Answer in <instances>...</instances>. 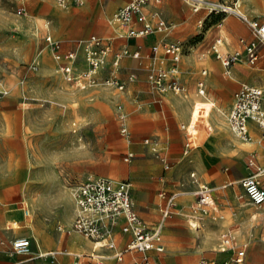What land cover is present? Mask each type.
<instances>
[{
  "label": "rangeland",
  "instance_id": "1",
  "mask_svg": "<svg viewBox=\"0 0 264 264\" xmlns=\"http://www.w3.org/2000/svg\"><path fill=\"white\" fill-rule=\"evenodd\" d=\"M22 2L23 0H0V83L11 81L10 79L15 75L23 76L28 71L39 72L41 70V66L38 68V61L35 62L34 60L37 58V53H39L40 48L42 49L46 32L36 33V39L41 41L39 48L33 49L29 44L27 46V40L25 42V38H27L26 29L21 28L24 26V22L28 24V21L33 19L34 13L32 5L34 4V0L26 1L27 12L25 15L19 16L17 12L23 6ZM256 3L259 4L258 2ZM241 4L242 11L248 16H251L245 9L246 6L243 0H241ZM34 8L37 11V3L34 5ZM226 16L228 15H209L207 12V18H205L202 26L203 31L206 32L212 25H218L223 17ZM42 23L44 25L47 21H43ZM202 36L203 33L196 36L190 42L196 43ZM220 37L229 44L226 37ZM179 43L188 45L189 42ZM159 48L165 54L164 47L159 46ZM130 53H132V50H130ZM187 53L186 48L184 55ZM148 54H150L151 58L154 56L152 47L144 50L142 52L143 56L140 59L133 58L131 55H127L126 58L135 61L137 67L144 68L146 74L149 76L152 71L151 64H149V60L144 59L148 58ZM157 64L160 65H156L157 67L162 68V66H165V63ZM122 66L121 77L127 84L123 91L115 87L103 85L81 89L75 84L70 86L71 84L67 81L66 84L73 91L71 92L73 96L69 98L67 95H63L61 100H57L54 97H44L42 95H28L21 89L22 87L12 93L6 91L8 90L7 87H2L0 90V174L1 171L4 172L1 168V160L4 158L8 159L13 153L19 155L21 152V140H23L26 148L27 144L29 145L28 151L34 155L33 160L35 163V170H31L23 161H21V164L19 163L20 160L14 161L15 164L11 169V176L15 182V188L11 193L0 177V186L2 188L0 200L6 203L5 207H0V264H38L42 259H54L55 256L69 254L70 252L74 253L72 255L74 258H77L74 259V263L77 260V262H81L80 264H91L92 262L95 264H126L123 261V263L117 261L115 257L116 252L123 251L131 240L129 234L127 241L123 242L121 240V233H125L123 230V222L118 223L113 230L106 228V232L103 233L104 238L111 236L115 241L116 250L101 247L97 242H91V240L86 239L82 235L78 236L86 240L91 246V249L87 252L74 251L62 246L58 250V253L41 256L35 244V249L31 248L30 254L26 256L17 254L12 248L11 240L18 236V233L28 235L25 229L26 227L24 228L20 225L16 226V228H19L17 231L6 230L7 224H11V222H15L22 217V210L18 208L19 205L16 202L24 199L23 202L31 210L33 222L29 224L27 222L29 229L32 227L35 230L42 228L47 234L50 232L58 238L60 237L58 226L66 227L67 225L62 220L63 215L71 217V221L69 222L71 223L76 214L77 208L73 193L77 186L81 181L96 176H104L116 180H128L132 184V190L137 185L138 191L148 190L150 201L162 202L160 206L162 215H160L158 221L152 224L147 223L149 226H153L158 222H163L164 224L162 232V241L165 247L164 252H149L155 264H161V262L164 264H198V261L202 257L215 260L218 264H234L232 261L234 249H229L226 252L220 251L223 234L220 237L219 246L216 250L204 249L199 251L194 248V245H200L206 232L205 221H213L209 216L201 214L196 209V201L193 195L196 189L195 180L206 181L215 185L225 184L224 182L216 181L215 178L221 171L225 172V169L229 165L224 162L219 163L203 175L195 169L173 173L174 168H171L178 163L182 165L192 152L202 147L206 137L205 132L206 130L208 131L207 127H212L213 125L212 116L217 115L220 118L227 119L234 101L228 107L225 101V93L220 94V91L210 90L208 88L205 96H203L199 94L197 89L198 95L195 97V100H192V103L190 102V109L191 107L192 109L189 119L187 122L181 123L175 130L178 136L175 137L172 131H169L171 134L170 150L164 149L160 143L161 154L167 157L170 168L166 169V164L153 153L152 145H144L148 147L144 150L151 157L149 159H152V162L145 163L138 160V155L134 147L142 146L135 140V134L143 131L142 138L150 137L152 141L159 142L166 140V133H163V129L166 125L170 124V121L164 118V122L153 124L155 130L153 133H155V136L151 137L146 135L152 132L149 131V124H143L137 121L134 118V113L136 112L133 108L129 105L124 106V103H122L124 101L123 97L129 99V92L132 90L133 93V89L129 83L137 80V76L134 74L135 72L128 73L126 72L127 68L124 63ZM248 66L251 65L248 64ZM57 69H59L58 66ZM130 76L134 79L130 80ZM147 78L150 82L151 79L149 77ZM21 81V79L18 80V83ZM187 93L186 91L183 94L176 95L181 98H186L188 96ZM146 99L148 103L151 102L149 98ZM211 101L215 106L211 107L210 118L203 121L199 116H202V113L200 114L198 109L194 110L193 104L197 103L198 108L200 106H209ZM218 109L223 110L226 113V117L219 113ZM121 114H125V123L132 129L130 137H125L121 134ZM73 123L77 125L74 126ZM194 125L198 129L197 142L195 147L191 148L189 152H186L188 137L187 130L184 127L190 129ZM1 129L13 130L14 134L10 136L3 133ZM68 129L71 131L77 130V133L69 135L67 133ZM175 140L177 142H174ZM241 142L244 144H254L255 151L251 150L245 158V167L250 172L249 174L259 173V170L255 166L250 165V161L253 156L254 160H256L257 149L260 151L264 150V145L261 143L260 137L254 136L252 141ZM178 147V152L182 155L178 159H173L172 152ZM130 151L135 152V157L130 162H126L124 157ZM182 156H184V159L181 158ZM262 166L264 167V163H262ZM147 167L152 168L153 171L147 172L144 170ZM25 172H28L33 180H30V182L24 180ZM192 172H196L195 178L191 177ZM262 174L264 175V169ZM258 178L264 179L262 176ZM9 179L7 177V180ZM23 182V185L26 184V187H23ZM16 184L18 185L16 186ZM236 185L237 193H241V189L243 190L241 188L242 186L239 185V182ZM30 186L32 188L30 189V193H28L27 188ZM34 187H39L40 193ZM237 200L243 207L251 205L248 198ZM134 202L136 201L134 200ZM168 202H174L175 204L169 208L170 214L168 218L164 219V210H166ZM179 202H192L189 206L190 211H176L174 207ZM219 202V205L221 202H227L229 206L233 205L228 198L225 201L221 199ZM259 210V208L252 206L251 214H256ZM181 215L186 216L185 218L188 220L177 221V216ZM193 217H201V224H198V221L193 219ZM190 222H194L199 228L196 229ZM255 222L260 224L259 214H256ZM110 225L112 226V222H110ZM246 233L247 231L245 230L243 237L238 242L250 241ZM94 246L99 247L96 249V252L95 249L93 250ZM129 254L127 253L125 255L127 259H130ZM263 257L260 254H248L243 264H260V260ZM249 261L251 263H248Z\"/></svg>",
  "mask_w": 264,
  "mask_h": 264
},
{
  "label": "crops",
  "instance_id": "2",
  "mask_svg": "<svg viewBox=\"0 0 264 264\" xmlns=\"http://www.w3.org/2000/svg\"><path fill=\"white\" fill-rule=\"evenodd\" d=\"M26 1L27 0H23L22 4L27 9ZM130 1L131 0H84L81 5L70 1L66 8H62L58 5L57 0H34V4L32 5L34 13V16L32 17L33 19L29 20L28 24L27 22H24V26L21 28L26 29L25 32L27 34V38H25V42L27 40V46L29 44V46L33 49H37L39 48L41 41L36 39V35L38 32H46L45 37L48 34L53 35L56 40H60L62 42L63 51H67L75 46V43L78 40L97 35L113 40L114 52H119L122 49L127 48L132 50V52H140L141 58L143 56L142 52L144 50H148L150 47L153 49L154 46L164 47L167 43L189 42L188 45H186L188 53L183 55V59H181L179 63L178 75V79L184 87L185 92H188V96L186 98L178 97L174 92L161 93L156 90L151 82H149L147 78L149 76L146 74L145 69L137 67L135 64L136 62L129 58L125 57L121 61L120 66L119 77L122 81L121 69L123 67V63L127 68L126 72H135L134 74L137 76V80L129 83L133 89V93L132 90L129 92V99L123 97L124 101L122 103H124V106L129 105L133 108L136 112L134 113V118L137 121L143 124H149V131L152 132L146 135L151 137L155 136V133H153V131H155L153 124L164 122V118L170 121V124L166 125L163 129V133H166V140L160 141L163 148L168 151L171 146V134L169 131L171 130L172 134L177 137L178 134H176L175 130L181 123L187 122L189 119L192 109V107L190 109V102L192 103V100H195V97L198 95L197 89L199 94H201L200 83H204L205 92L204 94H201L203 96H205L208 88L210 90L220 91V94L225 93V101L228 107L232 105L235 94L243 84L259 86L264 90V58L260 59L253 67L248 66V63L245 61H238L232 65L231 73L227 74L222 61L217 58L216 53L213 50V45L217 40H221V44L218 49L223 55H228L236 50L242 49L243 44H241V39L246 41L253 40L249 27L240 18L234 15H228L223 17L218 25L216 24L218 28L216 25H212L206 32H204L201 24L205 22V18H207L206 10L203 9L199 12H194L192 7L185 0H163L160 4H147L144 8V12L148 21L153 25H156L158 22L157 14L160 15L168 24L169 30L167 32L154 33L143 38L134 39L128 38L127 28L123 26L119 27V25L112 22L113 15ZM243 2L246 6L245 9L248 14H250L252 18H256L260 22L264 23V0H243ZM36 3L37 11L34 8ZM43 21H47V23L43 25ZM134 27L141 29L143 28V24L136 22ZM201 33H203V36L199 39V41L196 43L190 42L196 36L201 35ZM220 36L226 37L229 44H227ZM45 37L42 49L40 48L39 53H37V58L34 60L35 62L38 61V68L41 66V70L39 72L28 71L23 76L15 75L12 79H10L11 81L0 83V90L2 87H7L8 90L6 91L12 93L22 87L21 89H23L28 95L54 97L57 100H61L63 95H67L69 98H72L73 94L71 92L73 91L66 84L67 82L64 76L60 73L59 69H57V66L59 67V63L54 59L52 52L45 47ZM147 56L149 59H144L149 60V64H152L150 54ZM157 57L158 59L156 61V65H158L157 63L162 64V61L165 63V66L161 65L162 68H168L172 65L171 59L167 57L161 49ZM111 60L112 58H110V61ZM107 73L108 70H105L104 75H107ZM130 78H132V76H130ZM20 79L22 81L18 83V80ZM70 86L73 85L71 84ZM146 98H149L151 102L148 103ZM210 103H212V101ZM194 104V110L198 109L200 114L205 113L209 116L211 114V107H214L200 106L197 108V103L195 105ZM208 118L210 117L201 119L206 121ZM212 123V127H207L208 131L206 130L205 132L206 137L202 147L199 150L192 152L187 159L188 161L186 160L182 165L178 163L174 167H171L174 168L173 173L195 169L198 173L203 175L206 171L210 170L213 166L219 163L224 162L229 165V167L225 169V172L221 171V173L215 178L216 181L221 183L224 182L225 184L215 185L210 182L198 180L199 183L208 184L216 190V210L212 211L211 215H209V218L213 221H205L206 232L204 233L200 245H196L197 247L194 245V248L199 251L204 249L216 250L218 249L222 234L233 230L237 234L238 242V240L243 237L244 231L246 230V235L250 241L238 242L240 245L248 243L245 259L248 254H260L264 256V204L261 207H258L251 204L249 201L252 206L260 209L256 213L260 215L259 224L255 222L256 214H251L252 206L248 205L243 207L237 200L247 199V196L243 191L244 189H241L242 187L240 188L241 193H237L236 183L239 182V185H241V180L243 178L254 175L253 173L249 174L250 172H248L245 167V158L251 150L255 151L254 144H244L241 142L242 140L239 139L231 130L228 117L225 119L223 117L220 118L217 115H213ZM73 125L76 126L77 124L73 123ZM129 129L132 134L131 127ZM1 131L10 136L14 134L13 130L1 129ZM207 132H209L208 134L210 135H208ZM249 132L252 139L254 136H259L261 143L264 145V130H262L256 122H249ZM67 133L72 135L77 133V130L71 131L68 129ZM142 137L143 131H141V133L138 132L134 136L137 143L142 146L134 147L138 155V160L145 163L152 162V159H149L151 157H149L147 151L144 150L148 147L143 144V141L145 139H150V137ZM252 139L250 141H252ZM176 140L174 142H177ZM20 142L21 152L19 151V155L13 153V155L8 157V159L3 157L4 159L1 160V168L4 172L1 171L0 177L10 193L15 188V182L11 176V169L15 164V160H20V164L22 163L21 161H23L25 165H28L29 169L35 170V163L33 160L34 155L28 151L29 145L27 144L26 148L23 140ZM178 150L179 147L176 148V150H173V159H178L180 158V155H182L178 152ZM130 152L135 154L134 151ZM256 154V160H254V156L251 159L254 162L253 166H255L258 170H263L264 167L262 166V163H264V150L260 151L257 149ZM181 158L184 159V156ZM144 170L147 172L153 171L152 168L148 167ZM6 173L7 175H5ZM192 173L196 174V172ZM7 177L10 179L7 180ZM31 177L32 176L29 175L28 172H25L24 180L30 182V180H33ZM262 177H264V175H262ZM260 180L262 186L264 187V179L260 178ZM23 184L24 182L22 185ZM17 185L18 184H16V186ZM24 186L26 187V184L23 185V187ZM31 188V186L27 188L28 193H30ZM35 189H38V193H40L39 187H36ZM137 189L136 185L134 190H132L133 201H136L134 202L136 211L146 223L152 224L157 222L160 215H162V210L160 209L162 202L150 201V194L148 190L144 189L142 191H138ZM22 194L24 195L23 192ZM193 195L196 201V196L194 193ZM227 198L231 200L230 203L233 204L232 206H229L227 202H221L219 205V201L221 199L225 201ZM23 201L24 199H21L16 202L17 205H19L18 208L22 210V217L15 222H11V224H7L6 230H19V228L10 227L12 224L18 223L21 227H26L25 229L27 230L28 235H21V233H18V236L11 240V244L17 238L28 237L31 239L32 248L35 249L36 244L39 255H41L40 253H42V251L45 252V254L41 256H45L50 252L58 253V250L62 248V246L74 251L87 252L91 249L89 243L86 240L81 239L78 236L79 234L66 235L60 233V237L57 238L56 235L48 232L47 229L45 230L52 236L43 231L42 228H38V230H35V228L29 229L27 227V222L28 224L33 222L32 214L29 207L25 205L30 210L29 218L25 216L23 208L21 207V204H25ZM190 204H192V202H179L175 205L174 209L180 212H189ZM5 205L6 203L0 200V207H5ZM76 214L73 221L75 220ZM177 217V221H186L187 219L184 215ZM193 219H196L198 224H201V217H193ZM62 220L65 224H67L66 227L73 223V221L69 223L71 221V217L67 215H63ZM120 222H123L124 224L125 220L121 218L119 223ZM190 224L192 225L194 222H190ZM195 228L197 229L199 226ZM129 235L128 233L125 234L122 232L121 240L123 242L127 241L129 239ZM97 248L99 247L94 246L93 250L95 249L96 252ZM73 254L74 253L70 252L69 254L55 256L54 259H42L38 264H80L81 262H77V260L74 263V259L76 257L74 258L72 256ZM235 254L236 253L234 252V256ZM129 255L130 259H127V256H125L123 261L126 264H134L136 260L142 257L141 253H131ZM202 258H200V260ZM161 263L164 264L163 262ZM248 263H251V261ZM91 264L95 263L92 262ZM260 264H264V257L260 260Z\"/></svg>",
  "mask_w": 264,
  "mask_h": 264
},
{
  "label": "built area",
  "instance_id": "3",
  "mask_svg": "<svg viewBox=\"0 0 264 264\" xmlns=\"http://www.w3.org/2000/svg\"><path fill=\"white\" fill-rule=\"evenodd\" d=\"M83 4L84 0H57L60 7L66 8L69 2ZM163 0H131L125 6L120 8L112 17V22L127 28L128 38H143L148 35L160 32H167L169 26L160 15L157 14L158 22L151 24L144 12V8L149 3L160 4ZM194 12L206 10L209 15L224 14L234 15L240 18L250 29L253 36L252 41L241 40L244 48L235 52L223 55L218 47L221 40H217L213 45V50L218 59H220L226 68V73H231V67L238 61H245L251 66L264 58V23L256 18L245 14L241 9V0H185ZM27 12L25 6L18 10V15L23 16ZM138 22L143 24V28L137 29L134 24ZM203 26V23L201 24ZM46 48H48L54 59L59 63V71L65 80L70 84H75L81 89L94 87L98 85L115 87L121 91L125 90L126 82L119 77L121 61L131 55L133 58L140 59V52H132L127 48L119 52H114L113 40L93 35L86 39L78 40L71 49L63 51V44L56 40L53 35L48 34L45 37ZM187 46L182 43H167L164 45L165 55L171 59L172 65L168 68H159L156 66L159 46H154L152 51L151 73L149 79L156 90L161 93L174 92L183 94L184 87L181 85L179 75V63L185 54ZM110 58L112 60L110 61ZM164 63V61H162ZM110 65V66H109ZM37 67V66H36ZM108 70L107 75H104ZM133 80V78H130ZM204 83H200V93L204 94ZM122 120L121 134L130 137L131 132L125 123V114L120 115ZM228 121L233 133L242 141L248 142L252 138L249 132V122L254 121L264 130V90L259 86L243 84L235 94L234 103ZM187 130L186 152L197 142L198 129L192 126ZM144 145H152L153 153L157 155L165 164L166 169L170 168L167 157L161 154L160 142L145 139ZM135 157L133 152L126 153L124 159L130 162ZM250 165H254L253 160ZM263 170L259 169V172ZM196 177L195 173L191 174ZM197 189L194 192L196 196V209L203 215L209 216L216 210V190L205 183H199L195 180ZM241 186L245 195L251 204L261 207L264 204V187L256 174L247 176L241 180ZM1 192V186H0ZM77 214L73 223L68 227L58 226V231L62 234H79L93 242L102 241L101 247H108L116 250V243L111 236L104 238L103 233L106 228L113 230L120 219L125 220L123 230L132 236L127 247L116 252L117 261H124L127 253H141L142 257L134 264H155L149 255V252H164L165 247L162 241L163 222H158L149 226L138 214L135 209L132 198V184L128 180H116L104 176L89 177L80 182L73 193ZM174 202H168L164 210V219L170 214L169 208L174 206ZM24 214L29 217V209L25 204H21ZM107 221V222H106ZM112 222V226L110 225ZM18 223L10 227L16 228ZM237 234L230 230L223 234L221 240V250L226 252L234 249L236 253L232 261L234 264H242L245 260L248 243L239 244ZM13 250L20 255H29L32 248L31 239L28 237L17 238L12 242ZM54 254V253H52ZM162 264V263H161ZM198 264H218L215 260L202 258Z\"/></svg>",
  "mask_w": 264,
  "mask_h": 264
},
{
  "label": "bare ground",
  "instance_id": "4",
  "mask_svg": "<svg viewBox=\"0 0 264 264\" xmlns=\"http://www.w3.org/2000/svg\"><path fill=\"white\" fill-rule=\"evenodd\" d=\"M210 107L211 106H215L213 103H211L210 105H209ZM218 112L219 113H221L223 116H225L226 117V113L223 111V110H221V109H218ZM201 118H206V117H209V115H207V114H205V113H202V116H200ZM258 177H261L263 174H262V172H259L258 174H256ZM29 213H30V210H29ZM30 215V214H29ZM29 218V217H28ZM107 222V221H106ZM192 226H194V227H198L197 226V224H192ZM32 227V226H31ZM33 228V227H32ZM31 228V229H32ZM98 244H100V245H102L103 243H102V241H99V242H97ZM221 248H222V246H221ZM50 253H53V252H50ZM50 253H48V254H50ZM41 255H44L45 254V252L44 251H42V253H40ZM27 256V255H26Z\"/></svg>",
  "mask_w": 264,
  "mask_h": 264
}]
</instances>
